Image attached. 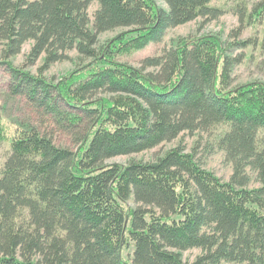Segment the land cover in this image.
<instances>
[{
	"label": "trees",
	"instance_id": "16d2710c",
	"mask_svg": "<svg viewBox=\"0 0 264 264\" xmlns=\"http://www.w3.org/2000/svg\"><path fill=\"white\" fill-rule=\"evenodd\" d=\"M164 1L167 9L155 0H0V65L13 93L68 128L91 120L75 151L30 123L8 136L0 120L10 145L0 169V264H264V82L234 86L232 59L213 34L182 39L140 67L114 58L217 11L211 0ZM117 28L127 30L102 58L99 36ZM28 41L31 65L44 55L48 68L72 50L92 61L51 82L12 63ZM220 124L229 126L219 146L233 164L230 181L180 146L153 162L107 163ZM248 169L261 186L248 187ZM191 248L203 253L184 261Z\"/></svg>",
	"mask_w": 264,
	"mask_h": 264
},
{
	"label": "rangeland",
	"instance_id": "374dc122",
	"mask_svg": "<svg viewBox=\"0 0 264 264\" xmlns=\"http://www.w3.org/2000/svg\"><path fill=\"white\" fill-rule=\"evenodd\" d=\"M156 3L167 9L164 0H155ZM261 0H211L209 6L216 9L208 16H200L193 21L169 30L164 39L159 43H150L142 49H133L127 52L114 54L116 61L140 67L143 59L147 57L163 56L168 50L173 49L182 39L195 38L213 34L220 38L226 49V55L232 59V84L241 85L254 81L264 82V10L258 11ZM99 8V3L94 1L89 7V15L94 20V15ZM127 28H117L106 31L99 36L98 52L106 48L109 42L116 38ZM33 45L28 41L23 46L22 52L11 58L16 67H25L34 75L41 74L51 82H58L64 75L81 68L92 61L84 58L77 50L68 52V58L58 61L48 68L44 65V55L36 64H28L27 56ZM3 43L0 41V59L2 58ZM102 58L106 53L102 51ZM101 52V53H102ZM100 53V54H101ZM109 96L99 93L97 97ZM0 120L7 127L8 136L11 135L19 123H30L40 132L50 137L56 145L77 150L91 120H85L79 127L68 128L60 123L53 114L48 113L37 102L30 100L25 95H16L11 89V76L4 65H0ZM229 126L220 124L209 131L184 132L177 139L163 142L155 148L131 155H121L109 159L107 163L126 165L131 161L153 162L174 147H182L187 153H193L201 166L214 173L223 181H230L233 175V164L226 159V153L219 146V140L227 132ZM264 137V133L262 134ZM10 145L8 140L0 139V169L9 155ZM251 180L249 188L261 186L257 174L247 170ZM135 204L132 202V206ZM134 246L125 248L123 253L126 258L133 255ZM203 253L200 248H191L182 252L184 261L193 262ZM222 264H241L223 262Z\"/></svg>",
	"mask_w": 264,
	"mask_h": 264
}]
</instances>
